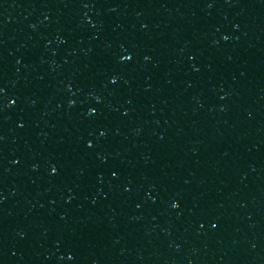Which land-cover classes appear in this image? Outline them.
<instances>
[{
  "label": "water",
  "instance_id": "obj_1",
  "mask_svg": "<svg viewBox=\"0 0 264 264\" xmlns=\"http://www.w3.org/2000/svg\"><path fill=\"white\" fill-rule=\"evenodd\" d=\"M0 264H264V0H0Z\"/></svg>",
  "mask_w": 264,
  "mask_h": 264
},
{
  "label": "snow or ice",
  "instance_id": "obj_2",
  "mask_svg": "<svg viewBox=\"0 0 264 264\" xmlns=\"http://www.w3.org/2000/svg\"><path fill=\"white\" fill-rule=\"evenodd\" d=\"M122 59L123 60H126V61H130L131 59H132V56L131 55H125V56H123L122 57ZM112 83H116V80L115 79H113V81H112ZM94 111V110H93ZM101 135H103V133H101ZM89 147H91V145H89ZM56 171V169H55V167H53V172H55ZM113 175H115V173H113ZM172 207H178V205L177 204H173L172 205Z\"/></svg>",
  "mask_w": 264,
  "mask_h": 264
}]
</instances>
